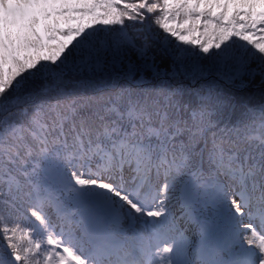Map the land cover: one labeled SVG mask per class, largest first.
I'll use <instances>...</instances> for the list:
<instances>
[{"label":"snow or ice","instance_id":"6c2138e0","mask_svg":"<svg viewBox=\"0 0 264 264\" xmlns=\"http://www.w3.org/2000/svg\"><path fill=\"white\" fill-rule=\"evenodd\" d=\"M0 264H264V0H0Z\"/></svg>","mask_w":264,"mask_h":264}]
</instances>
